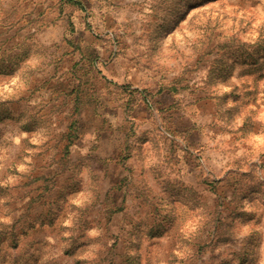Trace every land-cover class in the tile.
Segmentation results:
<instances>
[{"label": "rangeland", "instance_id": "obj_1", "mask_svg": "<svg viewBox=\"0 0 264 264\" xmlns=\"http://www.w3.org/2000/svg\"><path fill=\"white\" fill-rule=\"evenodd\" d=\"M0 264H264V0H0Z\"/></svg>", "mask_w": 264, "mask_h": 264}]
</instances>
